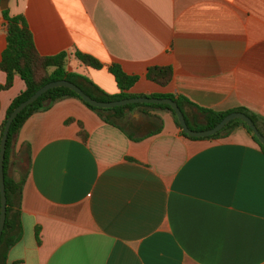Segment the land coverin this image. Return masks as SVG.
Masks as SVG:
<instances>
[{"label": "crops", "instance_id": "1", "mask_svg": "<svg viewBox=\"0 0 264 264\" xmlns=\"http://www.w3.org/2000/svg\"><path fill=\"white\" fill-rule=\"evenodd\" d=\"M5 9L24 18L38 54L63 51L64 69L104 93L117 92L113 63L137 76L130 93L180 96L190 120L201 119L194 106L243 108L264 131V0H6ZM150 66H170V80L146 79ZM23 88L14 75L0 89V123ZM14 138L2 169L18 185L9 217L20 238L0 264H264V154L242 126L189 139L165 109L133 107L111 123L66 97Z\"/></svg>", "mask_w": 264, "mask_h": 264}, {"label": "trees", "instance_id": "2", "mask_svg": "<svg viewBox=\"0 0 264 264\" xmlns=\"http://www.w3.org/2000/svg\"><path fill=\"white\" fill-rule=\"evenodd\" d=\"M0 14L5 29V45L0 53V70L5 73V80L4 83L0 85V89L9 87L14 75L18 76L24 84L23 90L11 99L6 108L4 119L0 123V134L5 117L15 105L27 98L41 85L49 81L64 79L74 83L85 94L99 101H112L135 96L168 97L176 103L183 114L187 127L192 130L210 128L229 112H243L252 120L258 132L264 136V131L259 127L256 117L253 114L246 112V110L243 108L214 111L211 109L194 106L196 112L201 115V119L198 120L196 117H194L192 120H190L182 109L183 103L188 102L180 96L160 93H151L146 95L130 93L128 92V89L136 81L137 76L125 74L117 64L112 63L106 66V71L112 76L117 88V92L114 94L104 93L84 76L73 72H68L64 69L65 53L63 51L53 55L38 54L34 47L30 31L28 30L25 20L21 15H9L6 9L1 10ZM74 57L87 67L93 69L101 67V63L89 54L75 51ZM144 76L146 79L158 85H165L170 80L171 68L170 66H150L146 69ZM66 97L77 99L87 108L98 112V114H100L104 120L111 123L115 120L121 119L124 115V110H130L133 107L142 106L146 108L165 109L169 112L172 122L174 126L179 129L180 134L189 139L217 138L226 135L233 127L240 125L249 133L251 139L258 145L260 151L264 154V146L257 141L254 135L250 133L249 128L239 119H232L228 121L219 131L212 135L205 137H190L185 135L180 130L173 111L166 104L130 103L114 106L112 108H96L82 101L78 95L68 88L54 87L41 93L33 102L20 110L10 122L4 144L2 168H4L5 163L7 162L11 137L15 135L17 129L25 121V119L32 113L45 109L51 102ZM44 100H49V104L42 106V102ZM78 135L82 138L84 137V133L81 130L78 132ZM3 183L5 194V218L2 230L0 232V263H2L5 259V253L7 249L16 243L20 238L19 227L9 217V212L13 208L16 210L15 197L18 194V185L5 175H3ZM34 237L36 243H38L39 240L37 228L34 229Z\"/></svg>", "mask_w": 264, "mask_h": 264}, {"label": "water", "instance_id": "3", "mask_svg": "<svg viewBox=\"0 0 264 264\" xmlns=\"http://www.w3.org/2000/svg\"><path fill=\"white\" fill-rule=\"evenodd\" d=\"M6 0L0 1V9H5ZM54 87H65L69 90L73 91L82 101L87 104L96 107V108H112L114 106H120L130 103H158V104H166L174 113L177 123L179 125L180 130L187 136L190 137H205L214 134L219 131L228 121L232 119L241 120L250 130V133L254 135L257 141L264 146V136H262L252 120L243 112L232 111L225 114L217 123H215L212 127L201 129V130H192L187 127L183 114L176 105V103L168 97H149V96H135L130 98H123L119 100L112 101H99L94 98H91L87 94H85L78 86L74 83L69 82L64 79L49 81L40 87H38L32 94H30L27 98L20 101L17 105H15L9 114L5 117L4 124L0 134V232L3 227L4 218H5V194H4V183H3V170H2V161H3V153H4V144L7 136V131L10 122L15 117V115L22 110L25 106L33 102L41 93L46 91L47 89ZM49 104V100H44L42 102V106H46ZM14 135L11 137L10 149L13 147L14 143Z\"/></svg>", "mask_w": 264, "mask_h": 264}]
</instances>
